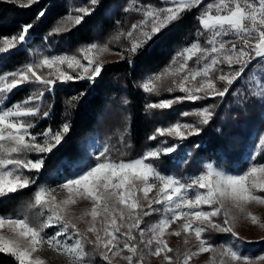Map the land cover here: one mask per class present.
<instances>
[{
	"label": "snow or ice",
	"instance_id": "obj_1",
	"mask_svg": "<svg viewBox=\"0 0 264 264\" xmlns=\"http://www.w3.org/2000/svg\"><path fill=\"white\" fill-rule=\"evenodd\" d=\"M6 2H19L21 8H28L38 0ZM202 3L203 0H159L157 6L131 0L123 11L134 10L141 19L128 30L117 29L114 38L128 40L122 46V59L133 65L135 58L165 30ZM98 4L99 0H88L86 5L74 7L48 31L45 40L81 25ZM43 16L45 11L41 10L38 18ZM196 19L200 28L194 33L195 39L177 51L162 69L142 81L146 94L159 95L160 86L167 80L168 92L177 90L184 95L146 102L145 111L170 109L174 103L185 100H223L228 94L245 101H264V0H211ZM33 27L31 23L22 25L10 37H0V59L23 51ZM108 50L107 45L95 42L80 46L79 57L45 54L34 49L29 53L31 58L21 66L0 73V203L10 199V194L36 186L24 211L0 213V254L13 257L16 264H45L39 253L47 246L65 256L68 264H94L96 254L106 264H113L115 258L125 264H145V257H159L160 264H189L201 253L212 254L211 264H264V252L249 255L242 250L245 242L238 239L234 230L236 217L223 210L228 202L240 213H246L252 225L264 229V222L246 211L251 203L264 205V197L256 194L264 193V132L253 143L246 167L236 174L206 163L199 174L183 179L164 174L148 162L162 155L171 159L179 145L199 135L201 126L208 125L215 115L218 106L215 103L191 113L197 117L194 122L177 120L155 127L147 136L148 141L171 137L176 143L161 139V146L150 147L143 155L129 160L123 159L126 155L123 152L120 158L113 159L112 150L105 146L87 167L74 170L53 185L37 184L46 162L63 147L71 132L68 108L78 107L88 88L95 86L103 68L99 55ZM193 60L196 66L190 68L188 61ZM64 65L76 75L64 71ZM43 69L48 70L46 74ZM69 81H84L87 88L66 99L65 111L56 128L51 124L41 126V121L51 120L53 114L54 103H48V97ZM22 85L31 86L29 94L8 104L10 95ZM181 115L190 113L185 111ZM121 144L124 148L131 147L123 139ZM29 154L34 155L29 158ZM153 190L154 198H150ZM61 193H65L63 198ZM81 201L89 202L91 207L75 215L72 206ZM37 207L42 211L35 213L37 219L33 221L28 213ZM153 213H159L160 219L142 228L144 218ZM217 217L222 218L214 219ZM178 220L182 221L179 229L168 233ZM78 222L86 223L84 232L77 227ZM50 228L54 229L51 233L46 231ZM206 231L230 233L232 242L215 245L204 238ZM181 232L194 233L198 247L174 257L169 255L173 249L164 237L166 233L179 237ZM184 243H188L187 238ZM87 244L92 245L91 253L85 251Z\"/></svg>",
	"mask_w": 264,
	"mask_h": 264
},
{
	"label": "trees",
	"instance_id": "obj_2",
	"mask_svg": "<svg viewBox=\"0 0 264 264\" xmlns=\"http://www.w3.org/2000/svg\"><path fill=\"white\" fill-rule=\"evenodd\" d=\"M130 2L131 0H99L95 11L85 17L81 25L46 41L45 36L48 31L62 17L74 7L86 5L88 0H38V3L28 8H21L18 3L0 0V37H10L17 33L22 25L30 23L34 25L24 50L9 56L6 60L0 59V73L21 66L31 58L29 53L34 49L43 50L45 54L67 53L79 57L80 46L93 42L99 44L122 27L127 15L122 6ZM41 10L45 11V16L38 18ZM199 11L200 7H197L186 12L180 21L171 25L155 43L137 56L133 65L130 66L127 60L122 58L102 63L101 77L97 78L95 86L88 88L78 107L68 108L71 113V132L66 137L63 147L46 162L47 166L42 169L37 184L48 182L51 185L55 184L57 179L70 176L74 170L79 171L93 163L95 155L88 148L89 140L101 150L105 146L109 147L113 159L120 158L122 152L126 153L123 156L125 160L143 155L150 147L161 146L159 144L161 139L176 143L171 137H158L157 141H148L147 136L155 127L167 126L177 120L196 121L181 113L189 112L194 107H201L202 104L180 101L174 103L170 109L146 112L144 108L146 102H159L161 99L159 95L144 93L142 81L148 74L162 69L177 51L195 39L194 33L200 28L196 19ZM117 21L121 23L118 24ZM112 50L121 53L122 47H114ZM12 51L17 52V50ZM47 71V69L42 70L44 74ZM72 74L75 76L76 72L72 70ZM85 88L87 84L84 81H69L59 85L53 96L48 97V103H54L52 118L41 121V126L51 124L56 128L65 111L66 99ZM30 91V85L19 86L10 95L8 104L22 100ZM124 99L129 102L122 103ZM220 101V98L211 100L214 103ZM214 112L216 114L211 122L201 126L202 132L189 137L179 145L177 152L171 154V159L162 155L161 158L148 162L154 164L164 174L176 175L183 179L199 174L204 164L208 162H215L221 169L232 173L240 172L248 163L257 136L264 132V101H245L239 96L228 94ZM121 139L131 147L124 148ZM33 155L29 154V158ZM57 161L60 163L58 164ZM181 161L186 162L181 163ZM35 190L36 186L31 185L28 189L10 194V199L0 203V213L15 214L24 211ZM39 211H42L39 207L29 211V218L35 221L37 219L35 213ZM204 235L210 238L211 242L218 239V243L225 239L226 241L233 239L228 233H221L215 238L213 231H206ZM242 250L249 255L264 252V240L244 243ZM0 264H16V262L13 257L0 254Z\"/></svg>",
	"mask_w": 264,
	"mask_h": 264
},
{
	"label": "rangeland",
	"instance_id": "obj_3",
	"mask_svg": "<svg viewBox=\"0 0 264 264\" xmlns=\"http://www.w3.org/2000/svg\"><path fill=\"white\" fill-rule=\"evenodd\" d=\"M24 2H26V0H24ZM141 2L142 3H152L154 5L159 6V0H141ZM209 2H211V0H203V3L199 6L200 11ZM18 4H19V2H18ZM128 4H124V6H122V8H124ZM200 11L197 13V16L199 15ZM139 19H141V16L139 14H136L134 12V10H130V12L127 13V15H126L124 22L122 23L121 28L123 30H128L130 28V25ZM116 35H117V32L110 34L106 40L99 43V45H107V47L109 49L107 52L101 53L99 55V61L101 63L122 58L121 54L117 53V50H112V49L114 47L117 48V47H122L124 45H127L128 40L125 37H120L119 40H116L114 38ZM93 54L95 55V53H93ZM82 62L85 64L87 63V61H83V60H82ZM188 65L190 68L196 66L194 63V60L188 61ZM63 70L66 71L68 74L73 75L72 69H67L66 65L63 66ZM69 70H71V71H69ZM167 85H168V81L166 80L164 82V84L161 85L159 88V92H160L159 97L161 100L172 99L174 97L184 95V93H181L177 90H174L172 92H168L166 90ZM211 100L212 99L199 100V101H195V102L187 101V100H185V101L190 102L192 104H202L201 107H203V106L208 105V104H213L214 102H211ZM221 102H222V100L219 103H215L218 105L215 108L216 110L221 105ZM201 107H194L193 110L189 111V113H190L189 116L191 119L197 120V117L191 113H194V111L196 109L201 108ZM189 123H191V122H189ZM88 143H89L88 148L90 149V151L92 152L93 155H95L96 153L101 151V149L98 148L96 146V144L93 143L92 141L89 140ZM208 163H213L216 167H218L215 162H208ZM222 170H224V169H222ZM224 171L229 172L227 170H224ZM229 173L236 174V173H232V172H229ZM63 177H61L60 179H62ZM47 184L51 185L49 182ZM154 194H155V190H153L152 193H149V197L154 198ZM256 194L264 197V193L257 192ZM64 195H65V193H61L60 198H63ZM140 195L142 196V193ZM90 207H91V205L87 201H81V202H78L76 205L72 206L73 213L75 215H79L84 209H89ZM153 207L159 208L162 206L153 205ZM204 207H206V206H204ZM223 210L229 211L232 216L236 217V219L234 221V230L236 231V233L238 235V239L244 241L246 244L247 243H255V242L264 240V229H262L256 225H252L251 221L246 218V213H240L238 210L233 208L232 205L228 202L225 203ZM246 211L251 212L252 214L258 216L260 218L261 222H264V205H258L256 203H251L247 206ZM221 218L222 217H217L214 219H221ZM87 219L90 220V217ZM159 219H160V214L159 213H153L152 215L144 218L145 223H142L141 227L142 228L147 227L148 224L155 223ZM181 224H182L181 220L176 221V223H174L168 229V233H171V232L178 230ZM77 227L80 229L81 232H84L86 230L87 225L84 222H78ZM53 230L54 229L50 228V229H47L46 231L51 233ZM168 233L165 234L164 239L167 240L169 247H171L173 249V252L169 253V255H172L175 257L177 255V253L182 255L184 252H191V251L197 250L198 242L195 240L194 233H183V232H181V235L179 237L175 236V235H169ZM220 234L221 233H219V232H214V238L216 235H218V237H219ZM228 234L231 236L230 233H228ZM88 235L91 239H94V237L91 234H88ZM203 236H204V238H207L210 240V238L206 237L204 234H203ZM186 238L188 239L187 244L184 243V240ZM231 238H232V236H231ZM60 239H64V237H60ZM217 241H218V239H216L215 242L212 240V243L215 245H219V244H227V243L232 242V240L226 241V239L219 242V243ZM68 243L71 244L72 241L69 240ZM85 251L91 253L92 252V245L87 244L85 246ZM39 255L45 260V264H68L67 258L65 256H61L59 253L54 252L50 249H47V246H45V249L42 252H40ZM211 257H212L211 253H201L199 256L193 257L189 261V264H211ZM160 260H161V258H159V257H145V264H160ZM94 264H106V262L103 261L98 254H96L94 257ZM113 264H125V262L123 260H120L119 258H115L113 260Z\"/></svg>",
	"mask_w": 264,
	"mask_h": 264
}]
</instances>
